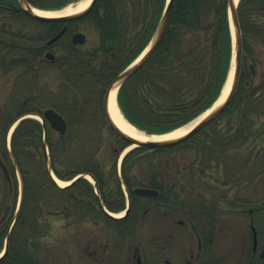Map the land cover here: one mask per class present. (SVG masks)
<instances>
[{"label": "trees", "instance_id": "1", "mask_svg": "<svg viewBox=\"0 0 264 264\" xmlns=\"http://www.w3.org/2000/svg\"><path fill=\"white\" fill-rule=\"evenodd\" d=\"M9 1L12 0H0V11ZM27 1L34 7L50 10L76 0ZM207 2L175 0L160 45L118 91L117 102L123 116L147 134H165L187 124L208 109L223 88L232 57L226 0L214 5V20H210L205 7ZM165 3L166 0H98L93 16L99 46L72 70L65 71L58 79L57 91L47 96L51 103L49 108L63 117L66 133H55L53 137L48 130V158L42 143L41 149H31V156L26 155V149H22L27 139L25 133L17 138L22 147L12 149L16 160L26 163V170H20L23 198L9 238L7 255L0 264H29L35 260V250H30V246L36 245L28 244L38 230L40 212L51 211V207L59 204V198L49 197L50 193L61 196L91 193L90 183L83 178L69 187L59 188L47 168L49 166L60 180H69L78 174L96 177L94 169L105 168L95 166L101 161L93 162L88 153L79 156L83 158L77 164L74 161L76 153L71 151L77 144L85 145L95 140L98 122L103 120L101 101L107 85L149 42ZM238 22L242 32V66L230 104L219 118L194 137L168 150L185 148L191 143L195 149H232L234 127L238 131L235 135L239 149H264V122L258 120L264 108V71L258 85H254L252 71L254 44L264 50V0H240ZM223 116L224 129L220 125ZM214 124L211 132L205 130ZM18 129L31 132L33 144L41 141L39 122L26 119L20 122ZM124 146L125 143L121 144L119 150ZM140 149L135 148L130 153ZM197 154L200 158V151ZM263 161V157L258 159L255 170H259Z\"/></svg>", "mask_w": 264, "mask_h": 264}, {"label": "flooded vegetation", "instance_id": "2", "mask_svg": "<svg viewBox=\"0 0 264 264\" xmlns=\"http://www.w3.org/2000/svg\"><path fill=\"white\" fill-rule=\"evenodd\" d=\"M9 2L0 11V76L6 77L14 90L22 87L26 91L16 112L11 110L5 113L6 117L0 116V139L6 126H11L18 118L27 113L43 116L48 110L25 109L32 105L36 75L40 71L51 67L60 79L65 71L72 70L93 50L82 51L85 36L72 25L86 20L97 32L93 16L95 6L84 18L48 23L28 17L15 1ZM17 23L24 29H18ZM31 25L40 29L33 33L29 30ZM77 35L84 37L83 43L75 41ZM16 69H21L18 77L12 73ZM252 71L253 78H257L254 69ZM261 80L262 74L254 85ZM5 104L10 105L12 101ZM222 118L225 121V116ZM224 127L222 124V129ZM24 133L31 141V132L16 127L11 149L17 148L15 139ZM235 134L238 131L234 127L232 149H194L200 151L205 166L217 169L216 177L207 172L205 178H195L198 170L192 162L165 161L151 163L146 168L141 166L145 158L159 150L140 149L130 153L121 162L119 173L116 162L96 164L105 168L94 169L96 177H92L90 194L60 197L59 220H73L64 223L62 228L74 227V237H79L83 234L81 224L91 222L89 232L85 233L87 237L78 242L83 245L82 252L89 256V264H264V194L258 196L249 188L257 177L264 175V161L259 170H255L258 159L264 158V149H239ZM13 160L14 163H10L15 168L14 153ZM1 168L12 191L9 174ZM143 190L154 191L156 195H144ZM10 197L9 193L11 200ZM1 205L0 252L4 244L6 250L0 261L7 255L12 233L7 230L16 217L12 201L6 200ZM119 212H123L121 217L113 216ZM58 245L57 250L63 255L66 240L62 239ZM34 254L35 260L29 261L40 264L38 253ZM29 255L32 257L33 253L30 251Z\"/></svg>", "mask_w": 264, "mask_h": 264}, {"label": "rangeland", "instance_id": "3", "mask_svg": "<svg viewBox=\"0 0 264 264\" xmlns=\"http://www.w3.org/2000/svg\"><path fill=\"white\" fill-rule=\"evenodd\" d=\"M79 1H74V2L69 3L68 5H64L65 7L63 8H66L70 6L71 4L72 5L77 4ZM223 2L224 0H208V2L205 4V7L208 10L207 12L210 16V20H214L216 17L215 12H214V5L217 3L223 4ZM59 10L60 9H58L57 11ZM20 27H22V24L17 23V28L19 29ZM72 28L82 33L85 36L86 40H85V43L81 47L82 51H91L95 47L99 46L100 42L98 39L97 32L94 31V28L93 26H91V23L89 21L82 20L78 23L73 24ZM36 29L39 30L40 27L31 25L29 30H32L33 33H36L37 32ZM253 53H254L253 69L257 75V78H255L254 76L253 81L257 82L262 72L264 71V50L261 46H258L255 43L253 46ZM20 72H21V69L20 70L16 69V71H13L12 73H15V75L18 77L20 75ZM0 77H1L0 79V116L6 117L5 113L11 112V110H12V113H14L19 109V105L22 102V99H24L23 97H25L23 93L26 91V89L22 87H17L14 90L11 86L12 84L9 85L8 79L6 77H4L3 75H1ZM36 78H37L36 79L37 85H35V87L33 88L34 95L31 98L32 105L31 107L27 106L25 109L31 110V111L41 109L43 112L45 109L50 107V104H51L50 99L47 98V96L49 95V93H54L57 91L59 81L57 79L55 69H52L51 67L44 68L42 71H40L36 75ZM9 86H11V88ZM15 91L17 92V95H14ZM39 96H41V98H39ZM9 101L10 102L12 101V104L10 105L5 104V102H9ZM25 109L24 111H27ZM27 117H32L31 119H34L38 122L41 121L37 115L28 114V113L26 116H23L21 119H24ZM194 120L195 118L192 121ZM258 120L264 122V108L262 111H260ZM192 121L188 122L184 126L190 124ZM9 124L10 123H8V125ZM220 124H221V127H222V124L224 127L225 121L223 120L220 121ZM0 125H1V121H0ZM16 125H18V123ZM9 128L10 126L8 127L6 126V130L4 129V131H2L3 136L0 139V144H1V149H0V202L2 204L6 200H8V203L9 201L10 203L12 201V205H14L13 209L14 208L16 209L17 204L19 203L18 201H21L23 198L22 197L23 183H22V177H21L20 170L21 169L26 170V165H25L26 163L24 161L23 162L16 161L17 167L15 168H13L10 163L12 162L10 160V155L11 156L13 155V152H12L13 150L11 149V140L13 138L12 134L16 128H13V130H11L10 132H9ZM214 128H215V124L205 130L207 132H211ZM49 131L52 136L55 135L56 133L53 130H49ZM4 134H5V137H4ZM41 141H42V138H41ZM41 141L33 144V138H31V141H30L28 137L25 140L26 144L23 143V147L26 146V151H24L26 155L31 156L33 152L31 151V149H38V148L41 149V143H42ZM17 142L19 146L22 147L21 142L15 139L17 148H18ZM121 144H122L121 140L117 136H115L107 128L104 121L100 119L98 122V126H97V134H96L95 140H92V143L88 142L85 145L77 144L76 148L72 150L71 153L72 154L76 153V159L74 161H77V164H80L83 158L82 157L80 159L79 156L81 155L86 156L87 153L89 155H92L91 160H93V162L101 161V163H105V164L107 163L110 165L113 162L114 163L116 162L117 172L119 173V167L122 161L119 156H121L120 154H123L124 151H122V153L120 154H117V157H116L115 151L120 148ZM232 147H234V145H232ZM194 149H195V145L193 143L187 145L185 148L182 147L180 149H171V150L162 149V150H159L158 152H155L151 156H148L147 158H145L144 162L141 163V166L146 168L151 163H163L165 161L181 162V163H191L192 162L194 163L195 169L198 170V174L195 176V178L198 177L200 179H203L205 178V175L207 174V172L211 173L213 177H216L217 169H212L211 166H205V164L202 163V158L198 157V154ZM131 150L132 149H127L124 155L129 153V151ZM21 153L23 154V151H21ZM15 158L17 159L16 156ZM12 160H13V157H12ZM1 166L4 167L7 170V173L9 174V177L12 181V188H13L12 191L9 190V187L5 181V177H3V171H2ZM106 167H108V165H106ZM106 171L108 172L107 169ZM52 176L55 178L53 173H52ZM85 178L88 179L92 184L94 183V181L91 179L89 175H85ZM242 187L248 190L247 186L243 185ZM249 188L251 189L252 193L254 191L256 195L258 196L261 194H264V175L257 177ZM194 192L197 193L200 191H194ZM9 193L11 194V197H10L11 200L9 199ZM52 193H50L51 195L49 194L48 196L54 199L59 198L60 200V197H58V195L60 194L56 192L53 194ZM27 200L28 199H26V201ZM26 203H28V201ZM1 204L0 206H2ZM59 209H60L59 204H55V206L51 207V211L47 212V211L42 210L40 212L38 230L33 234L32 238H30L29 240L31 244L36 245V247L38 248L37 250L34 251V253H38V259L40 261V264H89L90 258L89 256H87L86 254L82 252L83 245L81 244L80 246L78 242L79 241L83 242L84 241L83 237L85 238L87 237L85 236L86 235L85 233L89 232V227L91 226V222L82 223L80 231H82L83 234H80L79 237L78 236L74 237V235H76L74 234L76 233V231L73 230L75 229L74 227L68 228V229L62 228V225L64 223H67L73 220L69 219V220H65L64 222L59 220L60 218L58 217V214H57ZM2 211H3V208L2 209L0 208V216H1ZM11 225H12V222L9 224V227L7 230L8 232L13 230L14 225L12 227ZM62 239H65L66 244H67L64 247L65 250L62 251L63 255L62 253L60 254V251L58 252L57 250V248L59 247L58 244Z\"/></svg>", "mask_w": 264, "mask_h": 264}, {"label": "water", "instance_id": "4", "mask_svg": "<svg viewBox=\"0 0 264 264\" xmlns=\"http://www.w3.org/2000/svg\"><path fill=\"white\" fill-rule=\"evenodd\" d=\"M98 0H90L88 6L83 9L82 11L75 12L68 15H58L53 17H43L40 15H37L34 13V8L26 1V0H17L19 8L30 18L35 19L40 22H67L72 20H78L81 19L89 14V12L93 9V7L96 5ZM175 0H166L164 9L162 11V14L158 20V23L156 25V28L154 30V33L148 42L147 46L144 48V50L140 53V55L132 61L127 67H125L120 73H118L114 79L110 82L108 85L101 104L102 109V115L103 119L108 126V128L111 130V132L117 136L120 140L124 141L128 146L125 149H128L131 146H134L133 148H144V149H164V148H170L176 145H179L191 137H193L195 134H197L199 131H201L204 127L209 125L212 121L217 119L225 110V108L230 104L234 93L236 91L239 77H240V70H241V58H242V34L238 23V2L234 4V0H226V7H227V13H228V24H229V31L231 36V46H232V58H231V66L230 71L233 65V75L232 80L230 84L229 91L223 100L222 103L214 107V104L218 99L214 102V104L208 109L209 113L202 117L201 119L197 120L188 130L186 134L183 136L173 138V139H164V140H149V141H137L125 133H123L113 122L110 113L108 111V99L109 95L112 90L116 89V94L120 86L132 75H134L154 54L158 46L160 45V42L166 32V29L169 24L170 16L172 13L173 5ZM75 41L77 43H83L84 37L82 35L75 36ZM228 80V78H227ZM226 80V81H227ZM226 84V82H225ZM224 84V86H225ZM223 91V89H222ZM221 91V93H222ZM207 110V111H208ZM205 113V112H204ZM203 113V114H204ZM201 114L200 116H202ZM45 116L48 120V123L50 126L58 131L60 134H64L66 132V124L62 117L58 114H56L52 110H48L45 112ZM199 116V117H200ZM197 117L196 119H198ZM124 119V118H123ZM195 119V120H196ZM194 120V121H195ZM124 121H126L124 119ZM126 123H128L126 121ZM42 124L44 126V141H46V130H45V124L44 121H42ZM129 124V123H128ZM131 148V149H133ZM46 149V146H45ZM52 176V175H51ZM76 177L73 181H71L68 185L72 184L76 179L80 178ZM53 178V177H52ZM53 180L56 183V180L53 178ZM57 184V183H56ZM67 185V186H68ZM144 195L154 196L156 195V192L153 191H141ZM6 250V244L4 247V251Z\"/></svg>", "mask_w": 264, "mask_h": 264}, {"label": "bare ground", "instance_id": "5", "mask_svg": "<svg viewBox=\"0 0 264 264\" xmlns=\"http://www.w3.org/2000/svg\"><path fill=\"white\" fill-rule=\"evenodd\" d=\"M238 0H234V4L237 3ZM90 0H80L77 4H73L70 5L64 9H62L61 11H47V10H39V9H34V13L43 17H53V16H58V15H68V14H72L75 12H79L82 11L83 9H85L88 4H89ZM232 75H233V65L231 68V71L228 74V80L226 81V84L223 88V91L221 93L220 98L218 99V101H216V103L214 104V107L219 105L220 103L223 102V100L225 99L229 88H230V84H231V80H232ZM108 111L110 113V116L113 120V122L116 124V126L126 135H128L129 137L137 140V141H149V140H164V139H173V138H177L180 136H183L184 134H186L189 130V128L199 119H201L202 117H204L205 115H207L209 113V110L206 111L202 116H200L198 119H196L195 121H192L190 124L177 128L174 131H171L170 133L167 134H163V135H146L145 133L138 131L136 128H134L133 126L129 125L128 123H126V121H124L123 116L121 115V112L117 106V102H116V89L112 90L110 95H109V99H108ZM134 146L129 147L128 149L133 148ZM56 183L60 186V187H64L67 185V182L64 181H60L56 179ZM123 215V212H119L114 214V217H121Z\"/></svg>", "mask_w": 264, "mask_h": 264}]
</instances>
